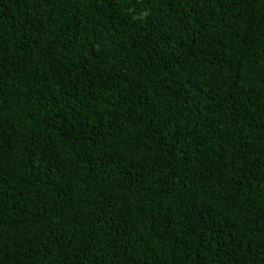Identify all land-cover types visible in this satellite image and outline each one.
<instances>
[{"label":"trees","instance_id":"1","mask_svg":"<svg viewBox=\"0 0 264 264\" xmlns=\"http://www.w3.org/2000/svg\"><path fill=\"white\" fill-rule=\"evenodd\" d=\"M0 264H264V0H0Z\"/></svg>","mask_w":264,"mask_h":264}]
</instances>
